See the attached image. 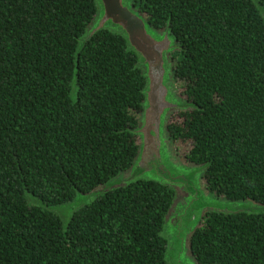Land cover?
<instances>
[{
  "label": "trees",
  "instance_id": "16d2710c",
  "mask_svg": "<svg viewBox=\"0 0 264 264\" xmlns=\"http://www.w3.org/2000/svg\"><path fill=\"white\" fill-rule=\"evenodd\" d=\"M264 6V0H258ZM156 29L170 21L176 92L197 107L167 125L184 160L208 162L214 195L264 203V16L254 0H133ZM95 0H0V264H166L176 195L139 178L97 195L66 228L49 204L131 165L146 78L109 28L75 51ZM199 264H264V211L204 213L190 234Z\"/></svg>",
  "mask_w": 264,
  "mask_h": 264
},
{
  "label": "water",
  "instance_id": "95a60500",
  "mask_svg": "<svg viewBox=\"0 0 264 264\" xmlns=\"http://www.w3.org/2000/svg\"><path fill=\"white\" fill-rule=\"evenodd\" d=\"M97 11L79 37L75 51V66L71 80V93L77 87L78 53L92 35L109 28L121 33L127 47L138 54L137 65L143 70L146 84L139 123L130 131L139 136L137 153L129 167L99 184L88 192L77 191L67 201L49 204L26 192L31 203L42 205L57 213L66 228L74 211L105 191L139 179L150 178L171 185L176 195L165 216L164 233L167 246L166 264H199L189 252V236L196 229L205 212H261L264 203L252 199H230L206 190L202 176L208 162L192 163L175 155L167 131L171 114L175 110L197 107L174 90V69L170 52L178 47L168 20L163 28H154L147 18L134 7L133 0H95ZM264 16V6L254 0Z\"/></svg>",
  "mask_w": 264,
  "mask_h": 264
},
{
  "label": "rangeland",
  "instance_id": "374dc122",
  "mask_svg": "<svg viewBox=\"0 0 264 264\" xmlns=\"http://www.w3.org/2000/svg\"><path fill=\"white\" fill-rule=\"evenodd\" d=\"M174 90L176 91V89H175V82H174ZM170 141H171V139H170ZM170 146H172V148H173V151L175 152V155H177L178 157H180V158H183L182 157V152H180L181 151V148H180V145H178V144H174V142H172L171 141V145ZM165 224V223H164ZM162 233L165 235V237H166V234L164 233V227H163V229H162ZM167 238V237H166ZM190 252V251H189Z\"/></svg>",
  "mask_w": 264,
  "mask_h": 264
}]
</instances>
